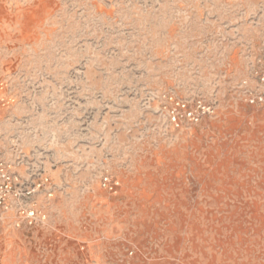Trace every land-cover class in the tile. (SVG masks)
<instances>
[{"label": "rangeland", "instance_id": "374dc122", "mask_svg": "<svg viewBox=\"0 0 264 264\" xmlns=\"http://www.w3.org/2000/svg\"><path fill=\"white\" fill-rule=\"evenodd\" d=\"M0 264H264V0H0Z\"/></svg>", "mask_w": 264, "mask_h": 264}, {"label": "built area", "instance_id": "2783aa9c", "mask_svg": "<svg viewBox=\"0 0 264 264\" xmlns=\"http://www.w3.org/2000/svg\"><path fill=\"white\" fill-rule=\"evenodd\" d=\"M5 167L0 157V213L2 210L7 209L9 200L18 195L13 187L16 178Z\"/></svg>", "mask_w": 264, "mask_h": 264}]
</instances>
